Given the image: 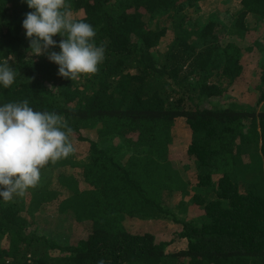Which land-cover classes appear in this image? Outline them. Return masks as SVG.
<instances>
[{
  "label": "trees",
  "instance_id": "1",
  "mask_svg": "<svg viewBox=\"0 0 264 264\" xmlns=\"http://www.w3.org/2000/svg\"><path fill=\"white\" fill-rule=\"evenodd\" d=\"M202 1L68 0L106 48L97 73L72 81L46 54L30 55L28 5L0 0V52L15 55L18 73L0 87V104L27 99L61 114L75 149L41 170L25 205L0 200V264H264V59L255 103H223L243 78L242 52L264 36V0H241L234 18L198 24L186 11ZM179 119L188 136L175 163ZM173 192L189 215L169 208ZM60 197L58 212L73 213L75 234L83 227L85 235L43 230L42 214ZM134 218L179 229L163 240L135 230Z\"/></svg>",
  "mask_w": 264,
  "mask_h": 264
},
{
  "label": "clouds",
  "instance_id": "2",
  "mask_svg": "<svg viewBox=\"0 0 264 264\" xmlns=\"http://www.w3.org/2000/svg\"><path fill=\"white\" fill-rule=\"evenodd\" d=\"M23 2L32 10L22 21L31 56L46 54L58 65V75L72 81L99 71L106 48L96 43L97 33L90 23L73 18L68 0ZM56 36L62 39L57 41ZM15 60L14 54L0 52L4 89L16 82ZM71 133L61 114L35 110L27 99L0 104V200L23 197L40 183L45 166L69 157L75 151Z\"/></svg>",
  "mask_w": 264,
  "mask_h": 264
},
{
  "label": "rangeland",
  "instance_id": "3",
  "mask_svg": "<svg viewBox=\"0 0 264 264\" xmlns=\"http://www.w3.org/2000/svg\"><path fill=\"white\" fill-rule=\"evenodd\" d=\"M241 0H204L199 3V6L187 10L186 12L188 14L193 15L196 17L198 24H205L207 21H209L213 15L217 16V19L219 21L224 22L226 19H230V17H233L238 13V11L241 8ZM257 41L256 48L251 49H245L242 52L243 60L245 62V71L243 74V78L240 81V85L236 87L232 92L229 93V97L224 98L223 103L227 104L229 103L234 97H243L246 98L249 103H255L256 99H254V95L258 96V94L255 92V85L257 83L258 78V69L261 65L262 60L264 59V36L259 37L258 35L252 37ZM171 40V36H167L164 39H162L161 44L159 45V49L161 51H164L166 49V46ZM244 45V47H246ZM231 98V99H230ZM175 140L170 148V155L172 157V160L176 163L178 156L182 155L186 151V143H187V136L188 132L185 127V123L182 121V119H179L175 126ZM118 144V143H116ZM108 147L113 148L114 143H108ZM80 149H82L80 147ZM83 150V149H82ZM83 151L77 150V158L78 159H84L83 156H79V153ZM86 152V151H85ZM131 154V151L127 154ZM187 161L183 163V165L179 164V168L182 170L186 167H190L186 165ZM192 167L185 172V174L188 176L192 173ZM183 171V170H182ZM190 181H192V176L190 177ZM194 183V182H192ZM173 196L170 198H167V205L172 210L174 214H180L179 216H186L191 213L189 210H184V212L181 214V209H177L178 204L180 203V200L183 198L180 193L173 192ZM64 197H60V199H56L53 202V205H49L47 209L45 210V213L42 214V218L44 219V222H42L43 230L45 229L46 233L59 236L61 234V231H63L65 228H67L70 231L71 236H83L86 234L87 229H83L81 227L78 229L77 235L76 230L74 228L75 225H73L74 216L73 213L68 212L64 214H60L58 212V204L61 199ZM15 202L21 204L22 206L25 205L26 202V195L23 197H16L13 199ZM188 198H186V201ZM46 219H48L46 221ZM50 219V224H49ZM185 219V218H184ZM137 221V222H136ZM128 224H133L132 227L137 231H152L154 234L158 236L159 239L163 240H169L171 237V233L177 229H179V224L174 223L172 221L167 220H151V221H139L136 218L134 220H130ZM48 225V227H44ZM185 242L181 240H176L175 243L172 245V247H180L183 246Z\"/></svg>",
  "mask_w": 264,
  "mask_h": 264
}]
</instances>
